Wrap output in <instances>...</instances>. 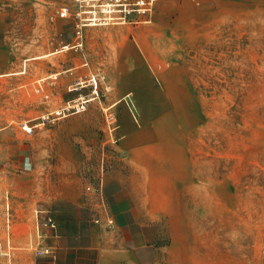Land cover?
<instances>
[{
  "label": "rangeland",
  "instance_id": "obj_1",
  "mask_svg": "<svg viewBox=\"0 0 264 264\" xmlns=\"http://www.w3.org/2000/svg\"><path fill=\"white\" fill-rule=\"evenodd\" d=\"M71 5L0 0L1 182L57 227L86 199L109 226L118 196L149 264H264V0H155L80 40Z\"/></svg>",
  "mask_w": 264,
  "mask_h": 264
},
{
  "label": "crops",
  "instance_id": "obj_2",
  "mask_svg": "<svg viewBox=\"0 0 264 264\" xmlns=\"http://www.w3.org/2000/svg\"><path fill=\"white\" fill-rule=\"evenodd\" d=\"M128 160L137 171L145 170L136 159L129 157ZM5 170L11 173V167H4L0 169V177ZM32 192L27 185L2 183L0 179V264H149L155 261L156 251L150 249L144 229L145 215L128 218L118 196L109 202L108 217L112 220L109 226H105V217L94 223L97 204L86 199L73 205L72 211L65 210L57 236L46 237L47 229L42 227L40 238ZM43 248H49L50 254H40Z\"/></svg>",
  "mask_w": 264,
  "mask_h": 264
},
{
  "label": "built area",
  "instance_id": "obj_3",
  "mask_svg": "<svg viewBox=\"0 0 264 264\" xmlns=\"http://www.w3.org/2000/svg\"><path fill=\"white\" fill-rule=\"evenodd\" d=\"M71 2V6H62L58 15L60 18H70L75 21V33L80 40L82 39L81 31L84 27L123 26L151 22L155 0H71ZM81 45L82 43L79 41L76 46ZM90 82H93L92 86L96 89L97 80L93 75ZM83 103L84 101H77L72 104L68 102L56 113L59 114L71 108L80 112L84 110ZM25 126L26 124L23 128L27 130ZM40 225L52 232L50 236H57L55 234L57 223L52 215L46 214L42 222H37L38 232ZM39 253L48 255L50 249L43 248Z\"/></svg>",
  "mask_w": 264,
  "mask_h": 264
},
{
  "label": "bare ground",
  "instance_id": "obj_4",
  "mask_svg": "<svg viewBox=\"0 0 264 264\" xmlns=\"http://www.w3.org/2000/svg\"><path fill=\"white\" fill-rule=\"evenodd\" d=\"M98 27V26H97ZM60 52V51H59Z\"/></svg>",
  "mask_w": 264,
  "mask_h": 264
}]
</instances>
